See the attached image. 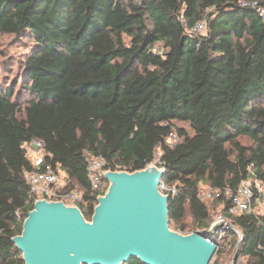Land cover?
Masks as SVG:
<instances>
[{"label":"trees","instance_id":"trees-1","mask_svg":"<svg viewBox=\"0 0 264 264\" xmlns=\"http://www.w3.org/2000/svg\"><path fill=\"white\" fill-rule=\"evenodd\" d=\"M246 1L0 0V34L31 43L17 75L0 79V264H26L13 240L35 208L33 140L63 189L82 193L86 221L103 195L88 155L130 174L158 161L176 189L171 231L217 240L213 264H264L262 196L239 215L226 196L250 180L264 187V18L250 5L264 0ZM201 184L222 192L217 232Z\"/></svg>","mask_w":264,"mask_h":264},{"label":"water","instance_id":"water-1","mask_svg":"<svg viewBox=\"0 0 264 264\" xmlns=\"http://www.w3.org/2000/svg\"><path fill=\"white\" fill-rule=\"evenodd\" d=\"M164 174L156 167L107 172L109 190L90 222L78 207L41 200L13 241L26 264H212L217 240L170 230V198L159 190Z\"/></svg>","mask_w":264,"mask_h":264},{"label":"built area","instance_id":"built-area-1","mask_svg":"<svg viewBox=\"0 0 264 264\" xmlns=\"http://www.w3.org/2000/svg\"><path fill=\"white\" fill-rule=\"evenodd\" d=\"M243 5H247V3H243ZM250 5L256 8L260 16L264 18L263 6H260L257 2H253ZM205 29L206 23L201 22L193 28V31L203 32ZM178 140L176 135H171V143L175 144ZM28 149L29 157L32 159L35 169L26 174V180L31 189V198L34 199V205L41 200H45L47 202H62L66 206L76 207L75 205L82 199V193L78 191H65L63 189V174L60 170H56L51 163L46 161L43 142L33 140L29 144ZM86 162L91 188L93 191L101 195L103 194L101 196L103 197L110 187L109 181L105 178L107 174L105 170L106 161L101 157L88 155ZM157 162L151 163L148 168L156 167L159 170L165 171L164 168H159L156 165ZM159 190L163 195H173L176 193L175 187H168L163 182H161ZM257 195H264V188L259 182L251 184L248 181L242 183L241 186L234 191L227 190L226 196L231 201L229 213L232 215L251 214ZM202 197L203 196H201V198ZM209 197L211 199L220 198L222 197V192L210 188Z\"/></svg>","mask_w":264,"mask_h":264},{"label":"rangeland","instance_id":"rangeland-1","mask_svg":"<svg viewBox=\"0 0 264 264\" xmlns=\"http://www.w3.org/2000/svg\"><path fill=\"white\" fill-rule=\"evenodd\" d=\"M244 1L247 2L246 0ZM30 46V40H24V38H19L13 35L0 34V79L4 77L6 78L8 76L6 75L8 74L6 72L8 71L11 72L9 75L10 77H8L10 80L17 75L20 62L23 61L25 54L29 52ZM4 69L5 71H3ZM240 140L243 145H251V139L247 137H243ZM249 182L251 184L254 183L253 180H250ZM200 193L201 196H203L202 200L214 209L212 210L213 223L211 227H217L220 229L221 226L227 224L225 219L226 217L220 212L222 210V204H220L216 199H211L209 197L210 187L207 184H201ZM258 211L264 212V195H262V199L259 201ZM185 222L194 228L192 218L189 214H187ZM241 260L242 259L239 260L238 264H242Z\"/></svg>","mask_w":264,"mask_h":264}]
</instances>
